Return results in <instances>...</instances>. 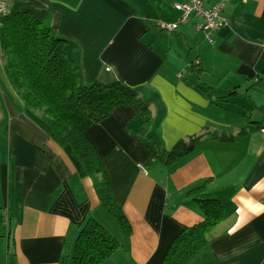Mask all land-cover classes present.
Listing matches in <instances>:
<instances>
[{
  "label": "crops",
  "instance_id": "1",
  "mask_svg": "<svg viewBox=\"0 0 264 264\" xmlns=\"http://www.w3.org/2000/svg\"><path fill=\"white\" fill-rule=\"evenodd\" d=\"M26 1L51 14L82 84L122 81L147 102L153 122L139 138L140 116L119 106L87 130L131 225L125 237L92 178L24 106L0 58V264H72L88 217L120 241L102 264H160L173 239L203 220L187 193L205 182L197 197L219 200L226 218L191 264H264V129L246 132L249 120L263 121L264 0H230L229 25L213 43L194 20L176 33L155 27L176 22L174 5L186 0ZM203 135L164 164L162 151Z\"/></svg>",
  "mask_w": 264,
  "mask_h": 264
},
{
  "label": "trees",
  "instance_id": "2",
  "mask_svg": "<svg viewBox=\"0 0 264 264\" xmlns=\"http://www.w3.org/2000/svg\"><path fill=\"white\" fill-rule=\"evenodd\" d=\"M6 1L8 9L0 10V58L8 82L24 106L47 125L51 138L78 173L92 178L101 205L116 219L125 237H129L131 225L117 202L109 175L87 130L106 120L115 108L131 106L141 118V126L134 134L145 137L153 122L147 102L137 90L120 80L108 85L82 84L79 67L65 52V40L52 27L51 14L26 0ZM261 111L263 121L249 120L247 133L264 129V107ZM203 138L204 135L192 137L161 154L160 150L151 149L155 155H163V162L168 165L190 152ZM207 183L187 193L196 197L194 201L203 220L173 239L160 264H191L195 255L208 245L212 230L225 220L226 213L219 200L197 197L205 191ZM119 246L120 241L104 225L88 217L80 228L71 262L102 264Z\"/></svg>",
  "mask_w": 264,
  "mask_h": 264
},
{
  "label": "built area",
  "instance_id": "3",
  "mask_svg": "<svg viewBox=\"0 0 264 264\" xmlns=\"http://www.w3.org/2000/svg\"><path fill=\"white\" fill-rule=\"evenodd\" d=\"M210 1L186 0L176 3L174 9L179 13L178 20L176 22L158 21L155 27L167 33H176L180 24L194 20L195 29L201 32L210 43H213L216 34L229 25L230 21L225 15V7L230 0H217L207 7ZM5 224L9 225L7 216Z\"/></svg>",
  "mask_w": 264,
  "mask_h": 264
},
{
  "label": "rangeland",
  "instance_id": "4",
  "mask_svg": "<svg viewBox=\"0 0 264 264\" xmlns=\"http://www.w3.org/2000/svg\"><path fill=\"white\" fill-rule=\"evenodd\" d=\"M110 217L113 219V220H115L116 221V219L115 218H113L111 215H110ZM117 222V221H116ZM117 224H118V222H117Z\"/></svg>",
  "mask_w": 264,
  "mask_h": 264
}]
</instances>
